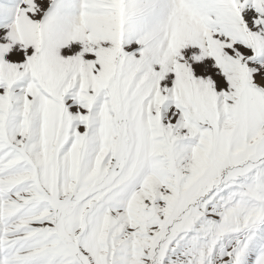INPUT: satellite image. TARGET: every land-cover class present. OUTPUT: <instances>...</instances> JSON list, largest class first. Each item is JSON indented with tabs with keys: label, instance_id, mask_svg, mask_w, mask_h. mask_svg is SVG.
Wrapping results in <instances>:
<instances>
[{
	"label": "snow or ice",
	"instance_id": "obj_1",
	"mask_svg": "<svg viewBox=\"0 0 264 264\" xmlns=\"http://www.w3.org/2000/svg\"><path fill=\"white\" fill-rule=\"evenodd\" d=\"M22 2L0 264H264V0Z\"/></svg>",
	"mask_w": 264,
	"mask_h": 264
},
{
	"label": "rangeland",
	"instance_id": "obj_2",
	"mask_svg": "<svg viewBox=\"0 0 264 264\" xmlns=\"http://www.w3.org/2000/svg\"><path fill=\"white\" fill-rule=\"evenodd\" d=\"M18 7H26V5L23 4L22 0H0V41L4 39L5 34L9 30L7 26L13 22L15 11ZM252 10L254 11V9ZM13 47L17 48L19 45H13ZM196 51H198V49ZM259 59H264V57ZM254 63H257V61L249 62L250 65Z\"/></svg>",
	"mask_w": 264,
	"mask_h": 264
}]
</instances>
